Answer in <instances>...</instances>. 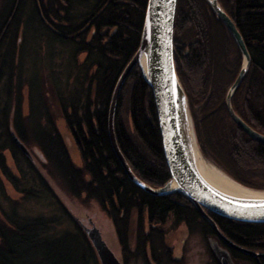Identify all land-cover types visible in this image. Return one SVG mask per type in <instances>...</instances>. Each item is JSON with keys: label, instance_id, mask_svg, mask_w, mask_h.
Wrapping results in <instances>:
<instances>
[{"label": "trees", "instance_id": "16d2710c", "mask_svg": "<svg viewBox=\"0 0 264 264\" xmlns=\"http://www.w3.org/2000/svg\"><path fill=\"white\" fill-rule=\"evenodd\" d=\"M220 3L234 21L251 57L248 71L231 98L232 106L248 125L264 134V0ZM146 5L147 0H98L95 7L90 23L97 24L99 29L97 41L89 45L91 71L83 79L80 102H68L72 112L66 114L70 125L76 121L84 125L76 138L82 165L74 164L61 134L58 143L38 145L42 165L38 167L29 157L21 162L22 177L20 184H15L25 195L20 205L13 207L16 203H8V208L7 192L12 187L4 184L0 171V206L8 223L0 226V264H58L51 259L50 252L53 255L55 246L62 245L63 239L48 232L56 220L42 216L29 219L17 211L25 200L37 198L43 191L57 202L72 222L75 234L87 246L81 253L84 260L92 248L76 222L81 209L93 213L96 205L100 213L108 215L109 206L116 205L112 214L121 227L131 224L134 211H139L143 204H148L151 219L164 220L166 214L176 211L175 204L190 203L178 194L151 195L134 185L109 136L112 94L139 46ZM103 27L105 30H101ZM173 47L177 73L189 100L204 156L241 184L264 189V144L250 138L233 121L226 107V94L238 75L242 54L207 0H178ZM6 66L5 63L0 77ZM6 87L10 94L0 99L7 108L0 124H8L0 138V166L4 173L7 171L3 151L9 144L6 134L13 131L14 107V90L12 85ZM114 132L122 154L138 178L153 187L169 180L154 97L139 67L132 70L119 95ZM31 180L39 183L41 192L33 185L32 189L23 187L25 181ZM211 217L222 232L239 244L264 246V223L237 222L213 214ZM126 233H130V225Z\"/></svg>", "mask_w": 264, "mask_h": 264}, {"label": "flooded vegetation", "instance_id": "af4514ba", "mask_svg": "<svg viewBox=\"0 0 264 264\" xmlns=\"http://www.w3.org/2000/svg\"><path fill=\"white\" fill-rule=\"evenodd\" d=\"M97 4L98 0H0V74L4 64L8 66L4 73L7 75V81L0 91V99L10 94L6 91L8 84L12 85L14 90L11 97L14 102L11 122L13 131L10 135L6 134L9 144L3 151L7 172L4 173L0 166L5 179L4 184H9L14 190L13 195L7 192L9 198L5 203L6 208L8 203L10 205L16 203L13 207L20 205L23 201L22 196L25 195L24 192L17 190L15 184L22 177L21 162L29 157L38 167L42 165L38 145L51 141L59 142L61 133L57 121L61 118L77 144L76 138L84 125L77 121L70 125L66 114L72 112L69 103L77 105L80 102L83 79L88 77L91 71L92 56L89 45L94 40L97 41L99 28L90 21L97 10L95 9ZM67 45L70 46L71 60L74 63L72 74L77 75L78 81L73 92L68 87L64 93L58 88L57 70L62 61H66L61 48ZM34 51H36L34 59L36 56L37 62L43 64L37 74L39 76L32 79L24 69H27L25 56H31ZM54 59L56 65L51 66ZM4 76L0 77V83ZM5 105L6 103L0 101V123L1 118L3 121L7 113ZM2 124L0 138L4 137L2 132L5 126L8 128V124ZM14 136L25 145L29 154L23 152ZM9 146L13 148L14 153ZM0 184L2 186L1 181ZM1 195L0 192V201ZM174 207L176 211L166 214L164 220L162 217L153 220L149 215L148 204H143L139 211L130 214L131 224L126 221L127 225L122 224L119 227L112 214L116 205L109 206L108 215L106 213L104 215L102 211L100 213L97 206L93 205V213L81 209L77 213L76 222L89 241L92 248L89 255L94 264H101V261L86 233V227L92 226L98 228L102 239L120 264H222L211 250V240H215L219 247L228 252L232 264H264V246H243L218 228L222 234L220 236L201 211L191 203L179 202ZM204 210L211 217L213 213ZM3 214V208L0 206V226H8ZM106 215L109 218L107 221L110 220L115 228L116 236L113 238L106 236L103 228L101 220H104ZM120 216H124V213L120 212ZM83 219H86L87 223ZM180 224L187 228V232L200 230L199 238L203 247L201 252L193 256L187 254L185 248L187 236H172L173 229ZM128 225L129 234L126 233Z\"/></svg>", "mask_w": 264, "mask_h": 264}, {"label": "water", "instance_id": "95a60500", "mask_svg": "<svg viewBox=\"0 0 264 264\" xmlns=\"http://www.w3.org/2000/svg\"><path fill=\"white\" fill-rule=\"evenodd\" d=\"M207 2L222 20L242 54L240 70L226 94L227 110L233 121L250 138L264 144V134L248 125L234 110L231 102L251 63L248 49L220 0ZM177 3L178 0H147L139 46L121 72L112 94L108 115L109 136L113 150L131 182L151 195L178 194L184 197L201 211L222 236L216 223L204 209L233 221L262 224L264 189L241 184L208 160L200 148L189 100L174 59V21ZM136 67H139L154 97L163 153L170 174L169 180L158 188L145 183L135 175L118 146L114 132V116L119 95L130 73ZM14 138L23 152L29 154L25 145L17 137ZM63 139L71 156L73 150L70 149L65 137ZM201 161L217 167L249 192L232 193L217 187L201 172ZM86 233L97 250L101 264H120L96 226L86 227ZM210 245L212 252L222 264H232L228 252L219 247L215 240H211Z\"/></svg>", "mask_w": 264, "mask_h": 264}, {"label": "rangeland", "instance_id": "374dc122", "mask_svg": "<svg viewBox=\"0 0 264 264\" xmlns=\"http://www.w3.org/2000/svg\"><path fill=\"white\" fill-rule=\"evenodd\" d=\"M60 49V48H59ZM61 53L65 57L66 61H62V64H60V67L58 68V81H59V90L65 93L66 89L70 87L72 92L74 91V88L76 86V82L78 81L77 75L73 76L72 69H73V62L71 60V51L70 46H64L61 48ZM50 52H52L50 50ZM49 53V52H48ZM36 51H34L31 56H25V67L27 66V69H24L25 72L29 75V77L34 79L35 77H38V72L41 68V65L38 63V59L35 56ZM52 56V54L50 53ZM70 56V59H69ZM51 66H55V59L51 61ZM8 69V66H7ZM4 78L0 83V91H2L5 81H7V75L4 74ZM56 75V74H55ZM26 77V76H25ZM71 84L69 85V83ZM3 102V101H1ZM58 130L61 133L63 137L67 140L70 149L73 150V153H71L72 160L76 166H81V160L79 154L80 150L78 148V145L72 138L70 132L67 130L65 126L64 120L61 118L59 121H57ZM38 182V181H37ZM35 187L36 189L39 188V183L33 182V180L25 181L23 184V187L26 189H32ZM160 187V186H159ZM158 188V187H156ZM40 192L42 189H38ZM37 190V191H38ZM62 190V189H61ZM9 193L13 195V189H8ZM37 195V194H36ZM14 196H17L14 194ZM18 214L20 216L34 219L36 217L42 216L50 219H55L56 222L50 226V230L48 232L52 233L53 236L62 237V245H56L55 246V252L52 255L51 253V259L53 261H58V264H94L93 259L91 255H87L85 257V260L83 259L82 250L84 248L87 249V246L85 243L75 234V229L72 225V222L66 217L65 214L61 211V208H59V205L54 199H51L48 194H46L44 191L41 193V195L37 196V198L34 199H28L25 200L20 208L18 209ZM105 215V214H104ZM84 218V217H83ZM107 215L104 216V220H101L104 225V231L106 232V236H111L112 238L116 236L115 228L112 225L111 221H107ZM85 223H87L86 219H83ZM185 226L183 224L177 225V228L173 229L172 236H187V242H186V252L187 254L193 256L197 253L201 252L203 250L201 240H200V230L196 232V230L187 232ZM108 232V233H107ZM199 235V236H198ZM109 241L110 238H109Z\"/></svg>", "mask_w": 264, "mask_h": 264}, {"label": "bare ground", "instance_id": "6f19581e", "mask_svg": "<svg viewBox=\"0 0 264 264\" xmlns=\"http://www.w3.org/2000/svg\"><path fill=\"white\" fill-rule=\"evenodd\" d=\"M200 169L203 175L210 182L223 190L230 191L232 193L249 192V190L236 183L223 171L211 164H208L206 161L200 162Z\"/></svg>", "mask_w": 264, "mask_h": 264}]
</instances>
